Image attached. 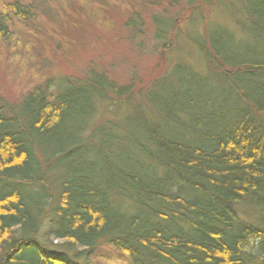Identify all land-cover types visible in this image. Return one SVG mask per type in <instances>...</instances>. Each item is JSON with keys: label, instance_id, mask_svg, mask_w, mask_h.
I'll return each mask as SVG.
<instances>
[{"label": "trees", "instance_id": "16d2710c", "mask_svg": "<svg viewBox=\"0 0 264 264\" xmlns=\"http://www.w3.org/2000/svg\"><path fill=\"white\" fill-rule=\"evenodd\" d=\"M120 1L132 36L152 10L163 51L181 20L202 65L136 91L91 69L3 100L0 264H95L103 245L128 264H264V0ZM213 5L226 20L201 22ZM34 7L10 1L0 37Z\"/></svg>", "mask_w": 264, "mask_h": 264}, {"label": "rangeland", "instance_id": "374dc122", "mask_svg": "<svg viewBox=\"0 0 264 264\" xmlns=\"http://www.w3.org/2000/svg\"><path fill=\"white\" fill-rule=\"evenodd\" d=\"M10 1L13 0H0V11ZM230 1L218 0L223 5ZM20 2L32 3L35 16L26 22L12 20L9 36L0 37V105L3 100L14 104L36 83L51 79L49 85L53 91L59 77H83L91 69L105 72L117 84H135L136 91L179 59L196 67L202 65V55L196 45L186 39L181 20L175 30L178 31L176 48L163 51L156 46L149 20L152 10H145L143 4L138 10L146 22L144 34L132 36L115 20L128 7L120 0ZM186 3L187 0H179L178 6L182 8ZM218 6L200 13L201 22L226 20L225 15H216ZM171 12L176 9L169 14ZM124 109V105H120L117 112L123 113ZM60 243L54 240V245ZM92 260L95 264H128L122 254L105 245L97 248Z\"/></svg>", "mask_w": 264, "mask_h": 264}]
</instances>
